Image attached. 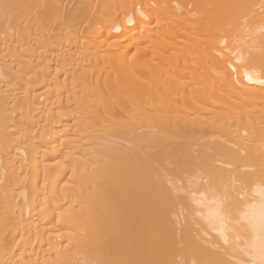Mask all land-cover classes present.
Here are the masks:
<instances>
[{"label":"bare ground","instance_id":"6f19581e","mask_svg":"<svg viewBox=\"0 0 264 264\" xmlns=\"http://www.w3.org/2000/svg\"><path fill=\"white\" fill-rule=\"evenodd\" d=\"M0 264H264V0H0Z\"/></svg>","mask_w":264,"mask_h":264}]
</instances>
